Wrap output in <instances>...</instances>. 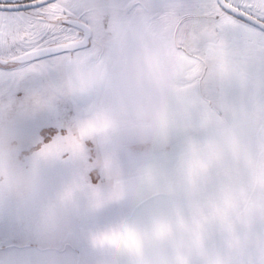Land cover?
<instances>
[{
    "label": "snow or ice",
    "instance_id": "obj_1",
    "mask_svg": "<svg viewBox=\"0 0 264 264\" xmlns=\"http://www.w3.org/2000/svg\"><path fill=\"white\" fill-rule=\"evenodd\" d=\"M114 25L144 30L158 54L114 62L104 47ZM250 59L264 77V0H0L4 130L37 185L26 214L0 204V264L48 254L32 218L71 226L56 264H87L77 253L88 236L116 264H143L146 240L187 227L198 241L223 220L246 167L264 192V162L235 122L196 104L230 89Z\"/></svg>",
    "mask_w": 264,
    "mask_h": 264
},
{
    "label": "rangeland",
    "instance_id": "obj_2",
    "mask_svg": "<svg viewBox=\"0 0 264 264\" xmlns=\"http://www.w3.org/2000/svg\"><path fill=\"white\" fill-rule=\"evenodd\" d=\"M20 4L29 3L30 0H18ZM118 32L114 37H108L105 42V52L111 60L117 63H126L130 67H137L138 65L147 66L148 61L153 53V45L151 37L148 34L144 35V31L138 27L125 25H114L111 31ZM126 39L131 42L126 45ZM145 55L144 58L141 55ZM242 75L235 78L234 83H248L249 76L254 74V85L258 86L264 83L260 71L255 67L254 61L251 59L247 62ZM256 92V91H255ZM236 94V95H235ZM244 90L232 91L227 89L224 91H217V98L212 99L213 102L221 101V104L207 103L206 107L211 111H217L221 116L227 115L229 120L233 112L223 111V108L218 105H224V102H238L244 98ZM253 94V92H252ZM256 94V93H255ZM258 94V93H257ZM255 97V98H254ZM250 98L249 102L254 101L256 112L250 115L251 125L246 126L245 120L241 117L239 121H234L239 130V139L241 144L248 154V156L257 163L264 162V95L257 97L256 95ZM211 98V97H210ZM198 102V101H197ZM12 113V102L0 98V174L3 176L5 170L10 177V174L4 164H8L12 177H5L0 179L1 185L5 183L9 185H24L27 182L28 174L31 176V164H20L15 159V149L11 143L10 138L5 135L4 122L10 118ZM231 117V118H230ZM72 161V157H67ZM4 163V164H3ZM25 172V176L23 173ZM80 174L78 167H71L66 175L67 181L75 179ZM5 180V181H4ZM30 184L34 183L30 178ZM236 183L242 192H238V202L231 208L227 216L222 220V234L200 236L197 241L193 236L185 239V246H189L192 253L195 254L193 258L197 259V264H264V192L256 185L254 181V169L246 167L242 172L236 176ZM37 191V186L34 190ZM31 198V197H30ZM219 222V221H218ZM46 248L48 254L41 258V264H56L55 252L58 243L55 241L56 236H46ZM166 238L167 240H161ZM170 236L166 235L160 238L148 239L144 242L142 248L143 264H149L151 260L148 246L151 241L158 243L172 244L173 240H168ZM160 239V240H159ZM84 241V240H83ZM86 245L92 247H99L93 243L92 237L86 240ZM91 244V245H90ZM190 251V252H191ZM109 254L107 261H112L116 264L117 261L122 259L121 255ZM82 257V260L87 261V264L93 263L103 264L106 263L104 254L94 253L89 251H80L77 253ZM197 255V256H196ZM63 258H71L69 254H62ZM147 258V259H146ZM193 262V260H192ZM174 263L166 261L164 264Z\"/></svg>",
    "mask_w": 264,
    "mask_h": 264
},
{
    "label": "crops",
    "instance_id": "obj_3",
    "mask_svg": "<svg viewBox=\"0 0 264 264\" xmlns=\"http://www.w3.org/2000/svg\"><path fill=\"white\" fill-rule=\"evenodd\" d=\"M136 29V27H134ZM111 31L110 35L108 37H114L118 32ZM144 31V30H143ZM146 35L147 33L144 31L143 33ZM150 35L148 34V38ZM131 41L129 39H126V45L130 43ZM152 47H153V53H151V58L155 57L158 54V49L154 46L153 41ZM142 58L145 57V55H141ZM249 64V63H247ZM254 74H251L249 76V82L248 83H239L237 82L235 85L231 86L232 91H241L244 90V98L241 99L238 102H231L227 103L226 101L224 102V105H218L223 108H226L225 111H231L233 114H231V117H235L232 120L239 121L240 118L242 117L243 120H245L246 126L251 125V120H250V115L254 114L256 112L255 109V104L254 101L249 102L251 100L250 98H253L255 95L257 97H261V95H264V91H262V87H264V83L260 84L259 87L254 85ZM256 91V92H255ZM253 92V94H252ZM217 93V92H216ZM216 93L211 96L210 102L209 98L202 99L198 102H196L198 107L201 108H207L206 104L211 103L212 107H214L213 103L215 104H221V101H218L216 99V102H213L212 99L217 98ZM256 93V94H255ZM258 93V94H257ZM236 95V94H235ZM255 98V97H254ZM217 112V111H216ZM230 117V118H231ZM43 163V161H42ZM4 164V163H3ZM6 165V166H5ZM24 165V164H23ZM4 166L7 168L10 177H12V180H14L13 175L10 171V167L8 164H4ZM250 168V167H249ZM23 176H25V172L23 173ZM5 177V180L7 178H10L9 175L7 174L6 170L3 176L0 174V179ZM4 180V181H5ZM30 174H28L27 182L24 185H11L10 180H9V185L6 186L5 183L1 185L0 182V189H3V196L0 198V204H5L8 202H11L13 205L19 206L21 213L26 214V208L24 207L25 202L32 197L36 191H32L36 188L37 185H31L30 184ZM190 215V214H189ZM30 226L34 232H36L44 241H46L47 237L46 236H56V242L59 244V242L68 234V232L71 230L70 225H54V224H45L41 222L38 219L32 218L30 220ZM222 220L221 221H216L213 224H211L205 231L200 236H209V235H220L222 234ZM170 238L168 240H173L172 244L167 243H158L151 241L150 245L148 246L149 248L147 249V252H149V256L152 261H150L149 264H164L166 261H172L174 263L171 264H180L181 259H183L186 264H197L198 260L193 259L195 257V254L192 253L191 249L189 246H185V239L189 236H193L192 233L188 230L187 227H174L173 230L168 234ZM91 236H88L82 241V248L81 251H89V252H94V253H102L105 254L106 252H111V254H117L116 250L106 248V249H101L100 247H92L86 245V240H90ZM167 240L166 238H162L161 240ZM160 240V239H159ZM91 245V244H90ZM191 251V252H190ZM193 258H191V254ZM118 255H120L118 253ZM197 256V255H196ZM196 258V257H195ZM71 259V258H69ZM147 259V258H146ZM193 260V262H192ZM112 264V261H106L103 264ZM91 264H96L94 261Z\"/></svg>",
    "mask_w": 264,
    "mask_h": 264
},
{
    "label": "water",
    "instance_id": "obj_4",
    "mask_svg": "<svg viewBox=\"0 0 264 264\" xmlns=\"http://www.w3.org/2000/svg\"><path fill=\"white\" fill-rule=\"evenodd\" d=\"M30 4V2L29 3H25V4H21V6L23 7V6H26V5H29Z\"/></svg>",
    "mask_w": 264,
    "mask_h": 264
}]
</instances>
